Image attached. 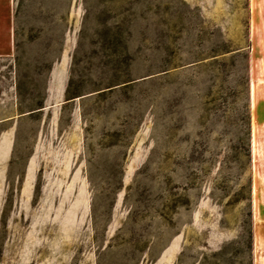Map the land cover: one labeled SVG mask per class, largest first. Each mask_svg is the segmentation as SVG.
<instances>
[{"label":"rangeland","instance_id":"rangeland-1","mask_svg":"<svg viewBox=\"0 0 264 264\" xmlns=\"http://www.w3.org/2000/svg\"><path fill=\"white\" fill-rule=\"evenodd\" d=\"M263 50L264 0H0V264H264Z\"/></svg>","mask_w":264,"mask_h":264},{"label":"crops","instance_id":"crops-1","mask_svg":"<svg viewBox=\"0 0 264 264\" xmlns=\"http://www.w3.org/2000/svg\"><path fill=\"white\" fill-rule=\"evenodd\" d=\"M255 111H256L257 118L258 117L261 118V120H259V122H258L257 118L254 121H256V125H257V122L259 123V125H257L256 127H258L259 129H261V135H260V137L263 138V139L259 143H261V151L264 154V101H263V104L259 108L256 107V110ZM257 138H258V140L260 139L259 136H257ZM263 154L261 156L260 163H259V160H258V163H259L258 164V170H260V174L262 175V178L264 177V155ZM263 180H264V178H263ZM261 185L263 186V190H264V183H262ZM255 186H256L255 183H253V193H255V191H256ZM256 188H257V186H256ZM258 205H259L258 207H261L264 210V199H262L260 201V203H259V200H258ZM258 215H259V212H258ZM260 216H261V214H260Z\"/></svg>","mask_w":264,"mask_h":264}]
</instances>
